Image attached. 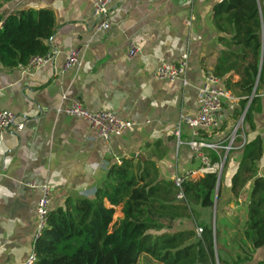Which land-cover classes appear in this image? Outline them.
<instances>
[{
	"label": "crops",
	"instance_id": "obj_1",
	"mask_svg": "<svg viewBox=\"0 0 264 264\" xmlns=\"http://www.w3.org/2000/svg\"><path fill=\"white\" fill-rule=\"evenodd\" d=\"M94 1L13 0L2 8L6 13L50 8L57 29L48 41L54 53L48 62L0 69V109L28 120L22 132L0 134V264H22L34 250L40 186L45 183L52 188L50 205L55 209L64 206L71 195L94 198L109 167L123 157L140 154L155 160L163 179H174L202 164L188 144L190 128L184 126L181 144L174 128L182 115L196 113L198 88L219 57L213 7L220 0H117L112 11L114 24L102 33L94 31ZM132 41L140 47L134 55ZM76 49L80 50L81 66L65 69L66 54ZM185 53L189 56L187 86L155 77L158 56L177 63ZM260 96L262 110L254 117L255 129L241 137H260L264 149V84ZM75 98L91 111L112 110L138 125L133 131L103 140L84 118L58 111ZM236 105L225 104L221 128L211 137L204 132V141L222 146L237 136ZM241 155L235 147L226 164V181H222L221 208L230 222L227 236L241 232L247 218L251 184L238 200L231 191ZM259 174L264 177V153ZM197 210L200 222L215 224V207L211 211L198 206ZM194 226L192 220L182 219L175 221L173 230ZM227 247L238 251L234 241H228ZM262 258L264 246L254 253L253 262ZM141 260L161 264L147 254L137 264Z\"/></svg>",
	"mask_w": 264,
	"mask_h": 264
},
{
	"label": "trees",
	"instance_id": "obj_2",
	"mask_svg": "<svg viewBox=\"0 0 264 264\" xmlns=\"http://www.w3.org/2000/svg\"><path fill=\"white\" fill-rule=\"evenodd\" d=\"M11 1L0 0V69L26 67L33 57L47 54L57 29L52 9L2 11ZM213 23L221 48L212 73L237 98L235 119L244 115L222 172L238 147L242 155L231 178L234 199L251 184L242 231L227 236L222 175L186 180L182 203L174 179L161 178L157 162L139 154L111 165L94 198L71 195L64 206L51 209L34 242L35 264H137L143 254L161 264H264V258L253 262L254 253L264 246V177L259 174L263 142L241 137L255 129L254 117L262 110L263 0H220L213 7ZM225 151L206 153L214 164ZM198 206L211 211L216 206L215 224L199 221ZM182 219L195 226L173 230V223ZM198 227L203 228L200 234ZM228 241L238 251L229 249Z\"/></svg>",
	"mask_w": 264,
	"mask_h": 264
},
{
	"label": "built area",
	"instance_id": "obj_3",
	"mask_svg": "<svg viewBox=\"0 0 264 264\" xmlns=\"http://www.w3.org/2000/svg\"><path fill=\"white\" fill-rule=\"evenodd\" d=\"M117 0H95L93 5V16L95 18L94 31L102 33L107 31L114 24V17L112 14L113 7ZM132 55L136 54L140 47L135 43L130 44ZM54 53L50 51L43 56L33 57L26 67L40 66L48 62L53 58ZM188 54H183L181 60L177 63L169 62L163 57H157V69L155 71V77L161 80H168L172 82L182 81L185 86L188 85L186 79V72L188 68ZM73 66H81V54L80 50H74L66 54V61L64 68L67 69ZM63 98L67 96L64 94ZM198 108L194 115L184 116L182 115L179 121L176 123L174 133L177 136L178 143H183L182 133L184 126H188L191 130V140L188 142L191 150L197 155L201 161V166L189 173L179 174L174 178L175 185L180 189L178 198L183 199L184 194L182 191V185L186 180L196 179L207 173H218L222 175L224 164L230 149L233 148L235 142V134L229 138L227 145H218L215 143H209L201 138V135L205 132L208 137H211L213 132L220 129L222 126L224 106L228 103H236L237 98L231 94L223 83L222 78L216 77L212 71L205 73L203 84L198 88ZM58 111H63L69 116H76L84 118L88 121L91 130L94 134L103 139L109 140L112 136H119L126 132L133 131L138 122L132 119H126L119 117L112 110H98L91 111L87 109L81 100L75 98L71 101V104ZM27 119L18 116L11 110L0 109V134L7 131H14L16 133L22 132L26 125ZM239 126L235 127V132ZM204 133V134H205ZM225 149V154L221 161L211 163L210 157L207 155L204 149ZM32 187H36L35 184H28ZM41 187V196L37 205V236L45 228L48 216L51 211V186L45 183ZM203 231V228L198 227V234ZM36 255L34 250L30 256L22 264H35Z\"/></svg>",
	"mask_w": 264,
	"mask_h": 264
},
{
	"label": "rangeland",
	"instance_id": "obj_4",
	"mask_svg": "<svg viewBox=\"0 0 264 264\" xmlns=\"http://www.w3.org/2000/svg\"><path fill=\"white\" fill-rule=\"evenodd\" d=\"M241 118H242V116L239 118V119H235L234 120V122H235V125H237L238 124V126H239V129L242 127V122L243 121H241ZM226 170H225V172H224V174L222 175V179H223V182H225L226 181ZM174 226H175V223H173V226H172V228L174 229ZM224 239V238H223ZM222 239V240H223ZM145 255V254H144ZM146 263V261H143V260H141V262L139 263V264H145ZM153 264H157V263H153Z\"/></svg>",
	"mask_w": 264,
	"mask_h": 264
},
{
	"label": "water",
	"instance_id": "obj_5",
	"mask_svg": "<svg viewBox=\"0 0 264 264\" xmlns=\"http://www.w3.org/2000/svg\"><path fill=\"white\" fill-rule=\"evenodd\" d=\"M243 119H244V115L242 116V118H241V121H243ZM219 178H221V174L219 175ZM181 202H182V203H184V202H185V200H184V199H182V200H181ZM215 208H216V206H215Z\"/></svg>",
	"mask_w": 264,
	"mask_h": 264
}]
</instances>
